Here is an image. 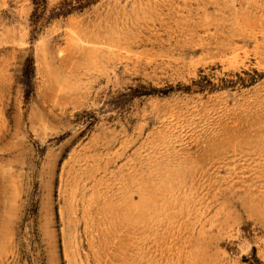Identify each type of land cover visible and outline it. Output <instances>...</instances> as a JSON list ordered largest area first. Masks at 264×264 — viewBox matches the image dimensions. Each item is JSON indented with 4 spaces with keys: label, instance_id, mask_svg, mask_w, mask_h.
I'll return each mask as SVG.
<instances>
[{
    "label": "rangeland",
    "instance_id": "obj_1",
    "mask_svg": "<svg viewBox=\"0 0 264 264\" xmlns=\"http://www.w3.org/2000/svg\"><path fill=\"white\" fill-rule=\"evenodd\" d=\"M0 264H264V0H0Z\"/></svg>",
    "mask_w": 264,
    "mask_h": 264
}]
</instances>
